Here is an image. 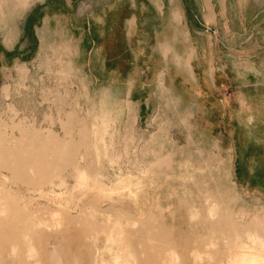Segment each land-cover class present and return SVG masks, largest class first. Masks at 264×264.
Returning <instances> with one entry per match:
<instances>
[{
	"label": "rangeland",
	"instance_id": "374dc122",
	"mask_svg": "<svg viewBox=\"0 0 264 264\" xmlns=\"http://www.w3.org/2000/svg\"><path fill=\"white\" fill-rule=\"evenodd\" d=\"M38 3L0 0V264H264V108L138 118L19 30Z\"/></svg>",
	"mask_w": 264,
	"mask_h": 264
},
{
	"label": "crops",
	"instance_id": "0c3cea01",
	"mask_svg": "<svg viewBox=\"0 0 264 264\" xmlns=\"http://www.w3.org/2000/svg\"><path fill=\"white\" fill-rule=\"evenodd\" d=\"M12 21L37 50L68 35L92 83L138 118L180 110L221 129L236 103L264 108V0H39Z\"/></svg>",
	"mask_w": 264,
	"mask_h": 264
},
{
	"label": "bare ground",
	"instance_id": "6f19581e",
	"mask_svg": "<svg viewBox=\"0 0 264 264\" xmlns=\"http://www.w3.org/2000/svg\"><path fill=\"white\" fill-rule=\"evenodd\" d=\"M254 251H255V250H254ZM252 252H253V251H252ZM255 252H256V251H255ZM255 252H254V253H255ZM256 253H257V252H256ZM256 253H255V254H256ZM261 253H263V252H261ZM261 253H260V254H261ZM257 254H259V253H257ZM257 254H256V255H257ZM251 255H252V253H251ZM262 255H263V254H262ZM252 256H253V255H252ZM259 256H260V255H259ZM247 257H248V256H247ZM250 257H251V256H250ZM250 257H249V258H250ZM262 257H263V256H262ZM252 259H253V258H252ZM247 260H248V259H247ZM253 260H254V259H253Z\"/></svg>",
	"mask_w": 264,
	"mask_h": 264
}]
</instances>
